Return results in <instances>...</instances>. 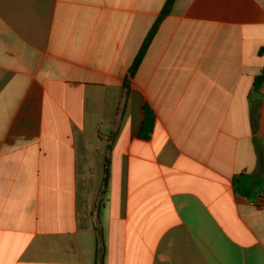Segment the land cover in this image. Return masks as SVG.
Returning <instances> with one entry per match:
<instances>
[{
    "label": "crops",
    "instance_id": "crops-1",
    "mask_svg": "<svg viewBox=\"0 0 264 264\" xmlns=\"http://www.w3.org/2000/svg\"><path fill=\"white\" fill-rule=\"evenodd\" d=\"M166 2L0 0V264H264V0Z\"/></svg>",
    "mask_w": 264,
    "mask_h": 264
},
{
    "label": "trees",
    "instance_id": "trees-1",
    "mask_svg": "<svg viewBox=\"0 0 264 264\" xmlns=\"http://www.w3.org/2000/svg\"><path fill=\"white\" fill-rule=\"evenodd\" d=\"M172 1L173 0H167L165 7L161 11V16H163L164 14H166L168 12V8H170ZM155 29H156V23L152 27V29L150 30L149 34H147V36L144 38L141 49L138 53V56L133 61L132 65L129 69L130 75L133 74V71L138 64V60H140V58L143 54V51H144L145 47L147 46V43L150 40L151 35L154 33ZM263 82H264V72H262L259 76H257L255 78L254 84H253L254 92L260 94V89L262 88ZM152 126H153L152 111L147 106L144 105L143 106L142 119L140 121V124L138 126V130H137V136L140 138H144V140L147 139L151 133ZM233 186H234L235 190L242 197H245L249 200L255 198V196L257 195V192L255 191L256 188H258L259 186L261 187V185L255 183V182H252L251 177L247 174H239V175L235 176L233 178Z\"/></svg>",
    "mask_w": 264,
    "mask_h": 264
},
{
    "label": "built area",
    "instance_id": "built-area-1",
    "mask_svg": "<svg viewBox=\"0 0 264 264\" xmlns=\"http://www.w3.org/2000/svg\"><path fill=\"white\" fill-rule=\"evenodd\" d=\"M253 203L256 207L264 208V193L258 199H255Z\"/></svg>",
    "mask_w": 264,
    "mask_h": 264
}]
</instances>
